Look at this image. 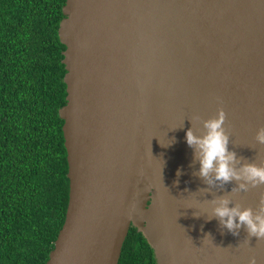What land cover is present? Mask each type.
Listing matches in <instances>:
<instances>
[{"label":"water","instance_id":"1","mask_svg":"<svg viewBox=\"0 0 264 264\" xmlns=\"http://www.w3.org/2000/svg\"><path fill=\"white\" fill-rule=\"evenodd\" d=\"M62 14L69 191L46 264H118L131 227L156 264H264V239L206 219L213 195L256 209L264 185L198 192L207 185L185 142L187 129L203 134L222 108L229 149L264 160L255 141L264 127V0H66Z\"/></svg>","mask_w":264,"mask_h":264},{"label":"trees","instance_id":"2","mask_svg":"<svg viewBox=\"0 0 264 264\" xmlns=\"http://www.w3.org/2000/svg\"><path fill=\"white\" fill-rule=\"evenodd\" d=\"M65 1L0 0V264H46L65 219ZM118 264H156L133 227Z\"/></svg>","mask_w":264,"mask_h":264},{"label":"clouds","instance_id":"3","mask_svg":"<svg viewBox=\"0 0 264 264\" xmlns=\"http://www.w3.org/2000/svg\"><path fill=\"white\" fill-rule=\"evenodd\" d=\"M224 122L225 112L221 108L217 110L214 118L203 121V134H194L192 128L185 132V142L193 150V162L199 165L193 175L207 185L198 192H210L213 188L223 189L225 184L232 182L234 186L228 193L246 192L250 188L264 185V160L259 163L247 162L243 157H238L235 151L230 150V137L225 131ZM174 139L168 143H173ZM255 141L264 145V127L257 130ZM179 175L181 172L178 170L177 176ZM207 201L211 205L210 213H206L207 220L217 219L220 228L233 236L239 235L243 227L248 238L264 239V196L256 209L242 207L226 193L221 196L213 195V198ZM194 215L201 214L196 212ZM205 238L209 239L210 234H206ZM248 264H257L256 257L251 256Z\"/></svg>","mask_w":264,"mask_h":264}]
</instances>
